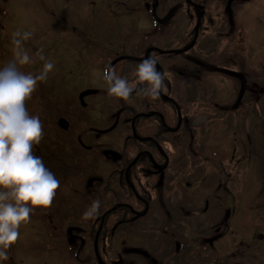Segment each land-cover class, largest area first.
Masks as SVG:
<instances>
[{"label": "flooded vegetation", "instance_id": "obj_1", "mask_svg": "<svg viewBox=\"0 0 264 264\" xmlns=\"http://www.w3.org/2000/svg\"><path fill=\"white\" fill-rule=\"evenodd\" d=\"M258 1L121 0L126 24L88 29L76 46L87 54L64 70L74 79L64 106L51 93L39 103L43 136L34 146L60 181L51 205L37 208L69 257L65 264H92L96 234L99 264H235L236 194L220 174L231 172L230 154L220 146L208 151L203 133L218 120L233 123L232 111L244 122L259 107L264 117L263 97L250 102L256 89L246 84L253 71H264V55L253 60L249 34L251 18L264 20L253 8L259 4L264 14V0ZM149 56L166 75L159 96L108 95L106 67L139 88L133 73ZM210 74L232 79L235 98L224 101L215 92L217 102L204 101L216 87L204 86ZM243 122L235 125L239 136L254 143L242 135ZM258 150L264 153V143ZM231 152L234 158L236 146ZM96 201L98 212L85 218ZM226 255L233 260L222 263Z\"/></svg>", "mask_w": 264, "mask_h": 264}, {"label": "rangeland", "instance_id": "obj_2", "mask_svg": "<svg viewBox=\"0 0 264 264\" xmlns=\"http://www.w3.org/2000/svg\"><path fill=\"white\" fill-rule=\"evenodd\" d=\"M120 2L121 0H0V66H3L12 57L11 34L17 29L33 32L32 38L24 45L30 54L42 47L45 56L55 65L48 74L47 80L40 82L31 98L25 101L30 114L38 115L41 118L39 103L47 97L48 93L59 98L60 104L64 106V100L69 96L66 91L74 80L73 77L67 75L68 73H64V70L69 69L70 59L74 56L87 54V51L83 52L82 48L77 51L76 49H79L76 47L77 44H82L84 35L89 33L88 29L126 24L124 14L119 11L123 8ZM257 3H260V0ZM253 8L256 9V14H259V17H264L259 4L254 3ZM130 18L131 16H129ZM256 20L251 18L249 33L253 41V57L256 56L253 58L254 62L257 61V56L260 59V56L264 55V20ZM210 31L212 34V30ZM222 39L219 41L221 46L224 44ZM215 42L217 43L218 39ZM42 63L37 61L35 64L24 65L22 70L25 72L36 71L42 67ZM204 86L208 87L207 90L216 86L215 90L212 89L213 94L210 92V96L208 95L204 100L207 102H217L215 92H217V97L224 101L234 99L235 92H237L232 79L215 76V74H210L205 78ZM262 97V101H264V95ZM250 98L253 99L250 102L254 103L257 96L251 95ZM233 101L235 102V100ZM214 105L215 103L212 104L213 107ZM231 109H235V107ZM257 109L258 112H254L244 122L242 117H239L238 120L237 114L233 118V123H227L224 120H218L217 124L208 122V127L203 133V135L207 134L205 145L208 147V151L210 149L215 151L220 146L222 151L230 154L226 166L231 168V172L224 170L220 174L223 178L221 182L228 183L236 194V228L231 234L233 239H230L231 243L236 245L237 253L236 256H233L234 261H231L235 264H264V153L260 154L261 150H258L264 143V132L263 134L260 132V123L264 117L262 118L260 114V108ZM244 111L247 112V110ZM241 122H243L242 135L245 138L246 135L251 134L255 141L254 144H258L257 146L250 149L249 146H244L242 143L233 142L234 133L237 136L240 135V130L235 125H239ZM217 135L220 138L215 140ZM234 146H236L237 154L233 158L231 150ZM248 150L250 152L246 158L239 155L240 151ZM235 168L236 172H234ZM38 212L39 209L36 208L30 214V221L21 224L20 237L9 249L10 260L6 264H65L64 261L70 262L69 257L63 250L60 252L59 247L45 229V225H48L49 222L43 220ZM98 239L96 234L94 240L93 238L90 240L91 243L92 241L95 243L92 264L104 263L98 254ZM227 241H229L228 238L225 239L222 246L226 248L224 252L228 255L230 247L229 243H225ZM227 255L222 263L233 260L232 255ZM72 264H74L73 260Z\"/></svg>", "mask_w": 264, "mask_h": 264}, {"label": "clouds", "instance_id": "obj_3", "mask_svg": "<svg viewBox=\"0 0 264 264\" xmlns=\"http://www.w3.org/2000/svg\"><path fill=\"white\" fill-rule=\"evenodd\" d=\"M32 31L17 29L11 34L12 57L0 66V264L10 260L9 249L20 237V226L30 221L37 207L51 205L60 181L46 166L42 156L34 152L43 136L38 115L29 113L25 101L31 98L40 82L54 69L41 47L35 53L25 48ZM41 61L42 67L25 72L24 65ZM154 56L143 59L133 76L140 87L106 67L103 79L109 96L127 100L133 92L144 97H157L164 87L165 73L156 69ZM99 201L93 202L84 213L85 218L99 210Z\"/></svg>", "mask_w": 264, "mask_h": 264}, {"label": "bare ground", "instance_id": "obj_4", "mask_svg": "<svg viewBox=\"0 0 264 264\" xmlns=\"http://www.w3.org/2000/svg\"><path fill=\"white\" fill-rule=\"evenodd\" d=\"M115 39H117V38H115ZM251 77H252L251 80L250 79L246 80V84L248 85L251 83L252 86L256 89V91L252 92L253 93L252 95L253 96L256 95L257 97L263 96L264 95V82H261V80L264 79V71H262L261 69H257L256 71H253V76H251ZM261 91H263V94H261ZM235 115L236 114L232 111L227 120H233ZM237 140H238L239 144L242 143V144H244V146H257L258 145V144H254V143H251L249 141H246L245 139H243L240 136H237Z\"/></svg>", "mask_w": 264, "mask_h": 264}, {"label": "water", "instance_id": "obj_5", "mask_svg": "<svg viewBox=\"0 0 264 264\" xmlns=\"http://www.w3.org/2000/svg\"><path fill=\"white\" fill-rule=\"evenodd\" d=\"M60 125L63 126L65 129L68 128V121L64 118L60 119Z\"/></svg>", "mask_w": 264, "mask_h": 264}, {"label": "trees", "instance_id": "obj_6", "mask_svg": "<svg viewBox=\"0 0 264 264\" xmlns=\"http://www.w3.org/2000/svg\"><path fill=\"white\" fill-rule=\"evenodd\" d=\"M261 82H264V79H263V80H261Z\"/></svg>", "mask_w": 264, "mask_h": 264}]
</instances>
